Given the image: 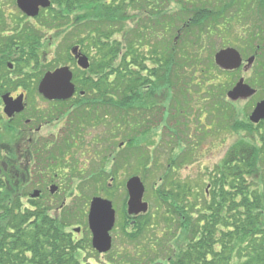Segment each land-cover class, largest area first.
<instances>
[{"label": "rangeland", "instance_id": "374dc122", "mask_svg": "<svg viewBox=\"0 0 264 264\" xmlns=\"http://www.w3.org/2000/svg\"><path fill=\"white\" fill-rule=\"evenodd\" d=\"M4 3L8 11L12 10L18 18L21 16L20 10L14 7L12 0H4ZM240 6L244 8L246 18L239 15L241 14ZM49 11L41 16L44 20L52 15ZM153 11H155L154 14ZM135 16L132 24L125 19L120 22L123 24V34L124 30L129 31L133 37L138 34L137 31H140L136 40L142 41L145 48H148V43L151 42L153 47L159 49L161 34L168 38L163 48L173 49L176 57L182 61L186 74H190L189 78H186L189 80L186 86H197L195 82L190 85V67L193 63L188 65L185 63L186 60L181 52L183 49L177 47L179 43L175 39L177 37L185 39L188 36L196 40L199 37L197 36L199 31L213 27L212 21H218L216 23L219 28L218 33L211 40V32L207 34L206 44H201L202 48L206 49L203 53L199 51L200 44L197 41H189L188 47L193 51L190 55L188 49V54L185 56L186 59L189 56L188 63L193 59L191 56L195 54L200 56L202 61L210 58L209 63L211 60L215 62L216 55L225 48H229L239 53L242 62L241 69L236 77L216 72L215 68H219L223 73L229 72L218 65L207 69L203 74L199 73L193 78L199 83L196 87L199 92H192L193 97L189 98L187 104L189 110L182 111L183 118H186L187 112L189 113L187 123L180 118L176 121L177 118H174L177 113L171 110V118L167 120L169 122H165L166 126L162 123L157 130L149 134L143 132L146 127L143 129L141 127L132 143L128 142L130 138L118 137L113 129L114 123L108 117L106 119L110 123L97 126L95 118L91 115L85 122V128L80 129V143L74 146H68L61 141L68 137L67 132L75 128L73 125L70 126L68 121H64L61 125L54 123L49 129L43 125L37 144L29 142L31 137L29 128L37 129L39 124L34 123L32 127H26L22 123L18 125L17 130L22 133V140L4 151L6 158L3 162L10 165L15 173L19 169L23 171L22 175L26 173L31 179L28 195L23 198V202L28 207H32L31 201L42 202L45 204V211H48L53 218L65 215L63 220L71 224L68 231L78 243L76 255L82 264H148L149 259L153 257L151 254L153 250L158 256L157 264H165L164 261L171 254L163 257L161 250L164 248L167 252L169 246L173 247L170 244L173 243L171 236L176 231V222L166 223L168 220L164 215L166 207L157 193V190L163 186V182L157 183V180L160 176L167 174L169 149L173 146L171 144L167 146L166 143L171 140V135H174L176 143L174 145L176 159L180 156L181 158L187 156V160L190 159L191 162L187 166L178 167L173 174L168 172V175L172 177L168 178L167 188L169 189L171 184L178 185L184 181L191 184L192 189L201 194L208 191L211 173L223 162L232 147L241 141L250 143L256 140L251 139L247 131L246 133L241 131L240 126L252 114L257 103L264 99V0H167L163 7L160 6V0L158 3L150 0L145 6L139 8ZM182 16L191 19L183 21ZM39 21L35 22L38 27ZM110 28L116 30L114 26ZM71 32L68 31L56 37L45 29V39L51 44H46L47 41L43 42L45 47L40 48L39 55L48 54L43 62V68L36 70V74L39 75L45 71V75L64 66H69L73 72L79 73L78 68L73 63L69 64L67 59L73 44L80 41L82 37L85 38L86 33L82 28L74 35ZM145 42L148 43L145 44ZM78 46L81 48L80 45ZM81 50L89 58L90 67L83 69V72H87L91 68L92 55L88 54L87 49ZM150 50L149 48L148 51ZM210 50L213 51L211 57L209 56ZM242 82L256 89L257 95L252 96V99L251 97L245 100L230 99L228 92L238 86L241 87ZM230 84L233 85L223 95L226 98L223 106L219 108L218 103L222 99L221 89L228 88ZM211 89L214 90L209 94ZM28 98L32 101L28 103V112L48 106L32 89ZM51 108L52 106H48V109ZM61 108L69 110L70 104ZM103 111L104 109L101 113ZM201 111L203 114L200 116ZM106 112L111 114L110 109ZM24 115L26 116L23 118H31L28 113ZM231 116L232 119H229ZM66 117L67 113L63 114L62 118L67 119ZM204 132L206 136L203 135ZM53 134L58 135L59 140L52 138ZM48 143L55 146H50ZM121 144L122 147H120ZM110 146L113 152L112 159L109 158ZM149 154L153 157L150 168L156 172L154 175L156 179H153V171H146L144 168L145 159L149 157ZM130 156L131 162L128 161ZM157 157L160 159L158 160ZM156 158L157 161H155ZM171 158L174 159L172 156ZM115 159L116 163L126 159L125 165L122 168L117 167ZM4 164L0 165L4 166ZM41 173H50L51 177L42 178L39 175ZM54 175L60 177L55 179ZM135 178L144 185L145 192L141 201V211L138 214H131L129 209L131 195L128 183ZM154 183H157L156 186ZM52 187L58 188L55 194L52 193ZM156 187L158 189H155ZM35 193H39V196L30 197ZM100 199L110 202L116 212L115 225L110 233L111 248L108 252H102L95 247L94 233L89 229L94 201ZM64 202L65 205L62 206ZM144 207L146 210H143ZM147 215L150 221L145 223ZM141 219H143L141 226L148 225L143 227V232L139 233L137 226ZM8 228L16 229V226L10 225ZM148 233H151V237ZM156 235L160 239L151 244V238Z\"/></svg>", "mask_w": 264, "mask_h": 264}, {"label": "trees", "instance_id": "16d2710c", "mask_svg": "<svg viewBox=\"0 0 264 264\" xmlns=\"http://www.w3.org/2000/svg\"><path fill=\"white\" fill-rule=\"evenodd\" d=\"M51 1L52 15L46 20L41 17L48 10L36 19L38 22L41 17L39 27L35 24L32 28V49L28 53L29 57L19 60L17 66L19 74L32 67V71H35V90L45 73L43 71L38 75L36 70L43 68L48 54L39 55L40 48L45 47L44 41L51 44L45 39V29L60 37L68 31H72L74 35L82 28L86 37H82L73 46L80 45L81 49H87L88 54L92 55L90 70L83 72L78 69L79 73L75 74L78 91L85 94L77 99L88 103L77 109L83 117L89 119L92 115L97 126L110 123L106 119L108 117L113 121V129L118 137L130 138L128 142L131 143L138 136L141 127H146L143 132L149 134L162 123L166 126L165 122H169L167 120L171 118V110L177 113L174 118H177L176 121L180 118L187 123L189 113L183 118L182 111L189 110L187 104L189 98L193 97L192 92H199L196 90L199 83L193 78L216 66L213 60L208 62L210 58L202 61L197 54L192 55L193 59L188 63L189 56L187 59L185 57L189 49L187 43L191 40L197 41L200 44L199 51L206 52L201 44H206L209 32L210 40L218 33L217 20L212 21L211 29L199 31L196 40L188 36L185 39H175L179 43L177 47L183 49L181 52L187 61L185 63H193L190 67V85L195 82L197 86L189 87L186 86L189 83L186 78L190 74L184 71L182 61L176 57L173 49L163 48L168 38L161 34L159 45L162 48L153 47L151 42H145L148 43V48H145L142 41L136 40L140 31L133 37L129 31L124 30V34L122 32L123 24L120 22L125 19L132 24L135 13L150 0ZM154 1L158 3L159 0ZM165 1L167 0H160V6L163 7ZM183 17V21L191 19ZM110 26H114L116 30ZM18 43L19 53L26 57L29 51L26 41L21 39ZM192 51L189 49L190 55ZM211 53L213 51L210 50V57ZM67 62L75 65L71 56H68ZM215 71L229 77H236L238 72L223 73L219 68H215ZM232 85L221 89L219 108L223 106L226 98L223 95ZM18 86H22V83L18 82ZM102 109L104 111L101 113ZM109 109L111 114L106 112ZM202 114L201 111L200 116ZM240 127L244 133L247 131L251 139H256L255 142L241 141L230 149L223 162L211 173L208 191L204 194L193 190L191 184L184 181L178 185L171 184L167 188L168 178L172 177L168 172L175 173L174 170L187 166L191 160H187V156L176 159L174 135L166 143L173 147L169 149L167 174L157 180V183L163 182L157 193L166 207V223L176 222V231L171 236L173 243L170 245L173 247L169 246L167 252L164 248L161 250L163 257L171 254L164 261L165 264H264V124L256 126L246 119ZM203 135L206 136V132ZM151 160L153 157L149 154L144 164L146 171H153L150 168ZM125 161L126 159L116 163L115 159V164L122 168ZM128 161H132L131 156ZM157 165L159 166L158 163ZM16 172L12 173L10 165H0V264H82L76 255L78 243L68 231L71 224L63 220L65 215L53 218L45 211V204L42 202L31 201L32 207H28L23 198L28 195L32 181L26 173L22 175L23 171L18 169ZM155 174L153 171V179H156ZM142 221L143 219L137 226L139 233L148 225L141 226ZM149 221L147 215L145 223ZM10 225H15L16 229L8 228ZM148 234L151 237V233ZM159 239L156 235L151 238L150 243L153 244ZM151 254L153 257L148 264H157V254L154 250Z\"/></svg>", "mask_w": 264, "mask_h": 264}, {"label": "flooded vegetation", "instance_id": "af4514ba", "mask_svg": "<svg viewBox=\"0 0 264 264\" xmlns=\"http://www.w3.org/2000/svg\"><path fill=\"white\" fill-rule=\"evenodd\" d=\"M12 1L14 7L18 9L16 0ZM240 11L241 14L239 15H243L246 18L244 8H241V6ZM33 25L34 19L23 13H21V16L18 18L12 10H7L4 0H0V148L5 150L11 148L13 144L17 145L18 141L22 140V133L17 130L20 123L26 125V127H32L34 123L39 124L37 129L33 130L29 128V132H31L29 142L37 144L43 125L46 126L45 128L49 129L54 123L61 125L64 121H68V124L70 126L73 125L76 129L74 128L73 131L67 132L68 137L61 139V141L68 146H74L80 143V129L85 128V122L88 120L77 110L79 106L88 104L78 101V99H76L78 94L75 96L76 100H72L69 103L49 102L39 96L40 99H43L44 102H46L48 106H52V108L48 109L47 106L42 109L39 108L35 109V111L28 112V103H32V101L28 98L30 93L28 88H25L23 85L32 84L34 82L33 74L35 73L32 71V67H29L26 68V73L24 71L22 74H19L17 66L19 60H26L29 57L28 53H30L32 49L31 37ZM21 39L26 41V48L29 49L26 57H23V55L19 53L20 46L18 40ZM18 82H21L22 86L18 87ZM21 94L25 95V112L22 114H13L12 116L8 115L5 111L6 105L4 97L8 95L11 99L16 101ZM68 104H70L71 107L69 110L61 108ZM25 113H28V116L31 118H23L26 116L24 115ZM65 113H67V119L62 118ZM262 124H264V122ZM48 132H50V130ZM51 137L59 140L58 135L53 134ZM48 144L50 146H55L52 143ZM59 144H61L60 141ZM110 149L109 158L112 159V146H110L109 150ZM39 175L42 178L51 177L50 173H41ZM59 177V175L53 176L55 179Z\"/></svg>", "mask_w": 264, "mask_h": 264}, {"label": "water", "instance_id": "95a60500", "mask_svg": "<svg viewBox=\"0 0 264 264\" xmlns=\"http://www.w3.org/2000/svg\"><path fill=\"white\" fill-rule=\"evenodd\" d=\"M19 8L28 16L37 17L41 8L50 7L49 0H17ZM73 55L78 61V65L83 69L90 67L89 58L80 53L79 48H74ZM241 59L239 53L234 50H224L216 55V64L222 69L234 71L241 67ZM73 73L69 67L57 69L53 73H47L39 86V92L49 100H69L75 92V85L72 83ZM242 86L234 89L229 93V98L237 100L238 98L247 99L255 95V91L247 85L241 83ZM6 105V113L10 116L16 113H21L24 110L23 96L16 101L4 97ZM254 124H259L264 120V101L257 105L256 110L250 118ZM52 193L58 190L57 187H52ZM128 189L131 195L129 209L131 214H138L141 211V201L144 195V185L137 178L128 183ZM39 196V193L32 195V198ZM146 210V207L143 208ZM115 225V211L112 204L106 200H95L92 213L90 216L89 226L94 233V245L102 251L108 252L111 248L110 232Z\"/></svg>", "mask_w": 264, "mask_h": 264}]
</instances>
